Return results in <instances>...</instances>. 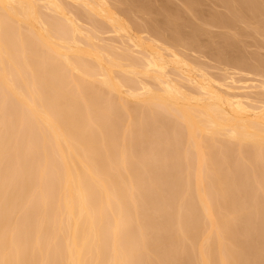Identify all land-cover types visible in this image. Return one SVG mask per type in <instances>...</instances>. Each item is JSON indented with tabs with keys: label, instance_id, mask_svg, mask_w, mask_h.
I'll list each match as a JSON object with an SVG mask.
<instances>
[{
	"label": "bare ground",
	"instance_id": "6f19581e",
	"mask_svg": "<svg viewBox=\"0 0 264 264\" xmlns=\"http://www.w3.org/2000/svg\"><path fill=\"white\" fill-rule=\"evenodd\" d=\"M263 44L264 0H0V264H264Z\"/></svg>",
	"mask_w": 264,
	"mask_h": 264
},
{
	"label": "rangeland",
	"instance_id": "374dc122",
	"mask_svg": "<svg viewBox=\"0 0 264 264\" xmlns=\"http://www.w3.org/2000/svg\"><path fill=\"white\" fill-rule=\"evenodd\" d=\"M205 8H207V6H206ZM211 31H212L214 34H217V33H219V31L221 32L222 30H221L220 28L213 27V28H211ZM218 36L220 37V35H217L216 38L213 37V39H215V40H214V43H215V44H216V42H217V39L219 38ZM201 38H203V39H201L202 42H203V40H204V42L206 41V40H205L206 37L203 36V37H201ZM222 38L224 39V37H220V38H219L220 40L218 39V40H219L218 42H220V41H222V42L224 41V43H226V42L228 43V42H229V40H228V41L226 40V42H225V40H223ZM225 39H226V38H225ZM242 39H243V38H242ZM249 39H250V38H249ZM249 39H246L245 41L249 42V41L252 40V38H251V40H249ZM248 40H249V41H248ZM253 40H255V39H253ZM215 41H216V42H215ZM242 41H243V40H242ZM222 42H221V43H222ZM230 42H231V41H230ZM230 42H229V43H230ZM232 42H234V41H232ZM227 43L224 44V45L227 46L226 50L229 51L230 49H228V48H230V46L228 47L229 43H228V45H227ZM254 43H255V42L253 41V42H250L249 44H252V45H253ZM231 44H235V45H234V47H235L237 43H230V45H231ZM252 45H251V47H252ZM226 46H225V47H226ZM232 46H233V45H231V49H232ZM253 46H254V45H253ZM263 46H264V44H263ZM263 46H262V47H263ZM210 47H211V46H210ZM212 47H214V46H212ZM251 47H249V48L251 49V50H248L249 52H253V51H255V50L258 48V47H257V48L255 47L256 49H252ZM262 47H260V49L258 48V50H256V52H258L257 54H259L260 56H261V54H262L261 57L264 59V48H262ZM207 48H208V50H209V46H208ZM249 48H247V49H249ZM253 48H254V47H253ZM261 48H262V49H261ZM233 49H234V48H233ZM233 49H232V50H233ZM210 50H211V49H210ZM252 77H253V78L255 77V78L253 79ZM257 77H258V76L253 75V76H250L249 79L252 78L253 81H254ZM252 79H251V80H252Z\"/></svg>",
	"mask_w": 264,
	"mask_h": 264
}]
</instances>
